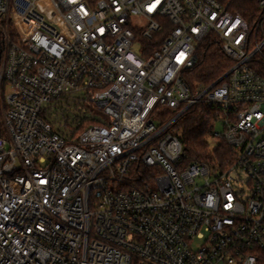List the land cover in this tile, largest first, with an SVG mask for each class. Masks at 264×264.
<instances>
[{
	"label": "built area",
	"instance_id": "2783aa9c",
	"mask_svg": "<svg viewBox=\"0 0 264 264\" xmlns=\"http://www.w3.org/2000/svg\"><path fill=\"white\" fill-rule=\"evenodd\" d=\"M0 264H264V0H0Z\"/></svg>",
	"mask_w": 264,
	"mask_h": 264
},
{
	"label": "trees",
	"instance_id": "16d2710c",
	"mask_svg": "<svg viewBox=\"0 0 264 264\" xmlns=\"http://www.w3.org/2000/svg\"><path fill=\"white\" fill-rule=\"evenodd\" d=\"M238 6L247 16L245 5L239 2ZM231 64L232 58L225 53L221 40L215 35H210L198 47L196 64L187 71L186 80L192 88L208 85L221 76ZM218 122V109L212 104L201 102L187 110L177 126L184 143V158L187 162L212 158L209 137ZM229 150L230 147L219 140L214 153L221 157Z\"/></svg>",
	"mask_w": 264,
	"mask_h": 264
},
{
	"label": "rangeland",
	"instance_id": "374dc122",
	"mask_svg": "<svg viewBox=\"0 0 264 264\" xmlns=\"http://www.w3.org/2000/svg\"><path fill=\"white\" fill-rule=\"evenodd\" d=\"M217 128H218L219 130H222V128H223V126H222V124L220 123V121H219L218 124H217ZM195 245H197V243H195Z\"/></svg>",
	"mask_w": 264,
	"mask_h": 264
}]
</instances>
